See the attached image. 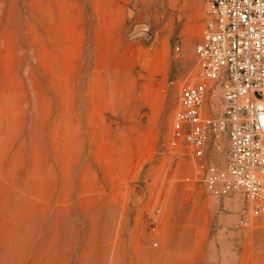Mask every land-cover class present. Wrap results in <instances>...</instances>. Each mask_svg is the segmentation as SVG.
Segmentation results:
<instances>
[{
    "label": "rangeland",
    "instance_id": "obj_1",
    "mask_svg": "<svg viewBox=\"0 0 264 264\" xmlns=\"http://www.w3.org/2000/svg\"><path fill=\"white\" fill-rule=\"evenodd\" d=\"M209 1L0 0V264H264L170 144Z\"/></svg>",
    "mask_w": 264,
    "mask_h": 264
},
{
    "label": "built area",
    "instance_id": "obj_2",
    "mask_svg": "<svg viewBox=\"0 0 264 264\" xmlns=\"http://www.w3.org/2000/svg\"><path fill=\"white\" fill-rule=\"evenodd\" d=\"M194 51L196 72L180 89L170 144L209 159L210 194L240 193L264 222V0H210ZM223 139L221 166L211 154Z\"/></svg>",
    "mask_w": 264,
    "mask_h": 264
}]
</instances>
